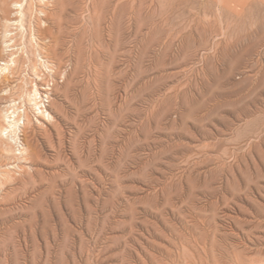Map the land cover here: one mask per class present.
Segmentation results:
<instances>
[{"label": "rangeland", "instance_id": "374dc122", "mask_svg": "<svg viewBox=\"0 0 264 264\" xmlns=\"http://www.w3.org/2000/svg\"><path fill=\"white\" fill-rule=\"evenodd\" d=\"M72 2L51 117L0 140V264H264V0Z\"/></svg>", "mask_w": 264, "mask_h": 264}, {"label": "bare ground", "instance_id": "6f19581e", "mask_svg": "<svg viewBox=\"0 0 264 264\" xmlns=\"http://www.w3.org/2000/svg\"><path fill=\"white\" fill-rule=\"evenodd\" d=\"M72 1L67 3L73 7ZM67 3L0 0V117L5 122L0 124V140L9 138L13 146H19L20 153L27 152L23 135L31 122L30 111L43 118L51 117L44 98L49 99L50 90L59 86L62 47L66 48L65 53L73 47L76 24L72 20L76 16L66 15L63 19L61 13L62 6L69 10ZM43 85L50 88L42 90Z\"/></svg>", "mask_w": 264, "mask_h": 264}]
</instances>
